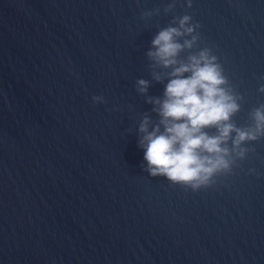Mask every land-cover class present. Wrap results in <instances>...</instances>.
I'll list each match as a JSON object with an SVG mask.
<instances>
[{
    "label": "water",
    "instance_id": "obj_1",
    "mask_svg": "<svg viewBox=\"0 0 264 264\" xmlns=\"http://www.w3.org/2000/svg\"><path fill=\"white\" fill-rule=\"evenodd\" d=\"M171 2L0 0V264H264V137L198 191L151 177L139 147L166 83L146 53L175 16L201 25L192 51L218 56L250 123L264 0Z\"/></svg>",
    "mask_w": 264,
    "mask_h": 264
},
{
    "label": "clouds",
    "instance_id": "obj_2",
    "mask_svg": "<svg viewBox=\"0 0 264 264\" xmlns=\"http://www.w3.org/2000/svg\"><path fill=\"white\" fill-rule=\"evenodd\" d=\"M175 7L176 0H172L165 12H173ZM188 7H192L191 0ZM154 14L158 15L159 9L146 11L143 17ZM200 27L189 14L175 16L151 41L146 55L152 77L166 83L162 97H147L158 123L150 127L147 114L139 123V147L147 162L144 171L193 191L215 184L218 176L231 174L237 161L254 151L246 145L264 137V104L249 113V124L238 126L234 117L241 111L244 96L225 75L211 48L192 51L199 45ZM184 52H188L186 57ZM150 86L146 79L136 81V91L142 95H147ZM259 91L264 93V85ZM93 101L102 103L104 97L94 96Z\"/></svg>",
    "mask_w": 264,
    "mask_h": 264
}]
</instances>
